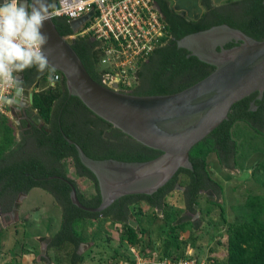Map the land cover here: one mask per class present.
I'll return each instance as SVG.
<instances>
[{
    "label": "trees",
    "instance_id": "16d2710c",
    "mask_svg": "<svg viewBox=\"0 0 264 264\" xmlns=\"http://www.w3.org/2000/svg\"><path fill=\"white\" fill-rule=\"evenodd\" d=\"M152 1L164 16L166 36L146 60H139L131 76L134 86H127L124 82L119 84L122 92L137 96L175 94L210 75L215 70L214 66L178 46V42L188 35L227 24L256 40H264V0H230L222 7L214 6L213 0H201L205 11L197 20L175 11L169 0ZM54 21L62 36L74 34L67 19ZM102 45L103 42L91 36H80L73 46L90 76L100 84H104L106 75L117 73L116 69L103 63ZM235 45L231 43L227 48ZM56 74H60L61 78L52 87L47 82V72L39 73L35 67L25 70L26 86L36 87L33 109L38 112L44 126L34 129L30 143L33 149L27 152L25 160L17 161L16 150H13L8 156L14 160L8 166L3 164L5 159L2 155L16 142L10 120L0 114V193L7 195L5 202L12 206L20 193L28 194L40 188L52 195L61 209L59 230L53 234L47 247L48 253L42 257L47 264H62L57 255L63 252H66L68 264L84 261L85 255L78 253L84 243V227L95 226L104 215L111 214L120 201L127 205L144 201L153 208L162 209L163 200L175 191V184L180 180H184L187 191L192 190L195 197L200 195L201 189L210 187H215L216 193L221 195L222 187L212 178L209 169L210 155L216 154L225 167L232 166L234 162L237 168L240 165L238 160L243 161V167L252 155L264 154V97L258 100V93H255L236 103L230 111L229 120L191 150L193 170L180 169L168 184L153 195L125 196L101 213L87 212L72 203L71 184L77 188L80 202L88 208H97L102 203L99 184L95 175L81 163L76 146L71 145L66 137L75 141L86 155L95 160L145 162L157 158L162 152L142 145L95 115L78 97L69 94L62 73L56 71ZM252 101L258 110L250 109ZM121 138L126 139L124 143L120 142ZM70 164L78 177L87 175L90 179L94 189L91 196H86L77 180L71 178ZM251 173V177L264 187V161L257 164ZM234 209L236 217L235 221L227 223L226 241L224 244L219 241L216 248L210 249L212 253L222 246L227 252L225 262L211 255L208 261H213L212 264H264V194H249L245 204ZM118 219L123 218L120 216ZM124 239L132 245H139L134 229ZM172 249L175 252L182 249L178 239ZM191 257L202 259V256ZM181 258H189L186 249L181 254L177 252L169 256L168 260L178 261Z\"/></svg>",
    "mask_w": 264,
    "mask_h": 264
},
{
    "label": "water",
    "instance_id": "95a60500",
    "mask_svg": "<svg viewBox=\"0 0 264 264\" xmlns=\"http://www.w3.org/2000/svg\"><path fill=\"white\" fill-rule=\"evenodd\" d=\"M51 2L58 5V0ZM95 15L96 10H91L71 21L72 31L79 32ZM43 31L49 36V61L64 76L69 94L78 97L90 111L125 135L162 152L145 162L95 160L66 137L76 146L81 163L99 184L102 203L97 208L84 206L77 188L71 184L72 203L87 212L101 213L125 196L153 195L180 169L193 170L191 150L229 120L232 107L252 94L258 93V100L264 96V40H256L227 24L188 35L178 42L180 48L215 67L210 75L181 92L151 96L120 91L119 76L107 75L104 84L96 82L73 48L75 38L62 36L52 18L45 22ZM231 43L236 45L227 48ZM20 77L23 91L17 95L15 90L16 103L12 107L22 104V99L33 104V93L25 87V72ZM251 107L252 111L256 110L255 103ZM39 121L36 115L31 122L38 124ZM23 195L26 194L20 197ZM15 209L14 214L17 206Z\"/></svg>",
    "mask_w": 264,
    "mask_h": 264
},
{
    "label": "rangeland",
    "instance_id": "374dc122",
    "mask_svg": "<svg viewBox=\"0 0 264 264\" xmlns=\"http://www.w3.org/2000/svg\"><path fill=\"white\" fill-rule=\"evenodd\" d=\"M182 1L187 2L188 7L199 6L201 9V0H194L193 3H188L189 0ZM223 1L225 0H218L219 5ZM196 9L191 10L197 11ZM188 17L193 19L196 15L191 12ZM109 65L114 68L111 64ZM134 84L135 82L131 79L130 85L133 87ZM241 125L244 126L243 123ZM10 152V149L5 151V153ZM2 156L4 159L9 157L4 152ZM208 161L212 178L222 187V197L219 201L221 205L219 207L208 206L205 197L202 196L200 198V210L202 209L200 213L202 220L205 221L203 226L211 224L213 226L210 231L212 232L211 236L215 232L221 235L218 240L224 244L226 241L224 237L228 228L227 223L235 221L236 212L234 208L244 205L249 194H264V187L250 175L257 164L264 161V154L252 155L248 161L244 162L243 167V161L238 160L240 165L238 164L237 168L234 167V162L231 164L232 166L225 167L216 154L210 155ZM72 167L70 164L71 177L77 180L79 188L86 196H91L93 186L89 181L77 177ZM141 206L142 211L147 210L145 205L142 204ZM183 208L181 191L175 190L167 198L163 212L160 213L176 219V216L178 217L183 212ZM19 210L12 221L0 222V264H47L42 261V257L48 253L47 247L51 238L59 230L62 220L60 207L57 206L52 195L43 189L36 188L20 197ZM143 217L142 219H144ZM166 223L163 218L155 216L142 221L144 228L149 232V237L144 242V248L150 255L147 259L143 258L145 262H149L147 264H158L160 260L161 256L158 254L161 249L159 246L165 240ZM118 225L117 223H109L108 220H101L99 223L96 222L95 226H85L82 231L84 243L80 250L81 255H85V257L83 258L84 261L78 264H111L115 261L113 258L117 250L131 259H135V253L130 251L128 244H125V232ZM182 238L187 239L188 233L183 234ZM211 238L210 235L204 236L198 241V244L203 245L201 251L205 257L210 254L208 252L215 246V243H209ZM186 250L188 249L186 248ZM50 254L52 255L53 252L51 251ZM210 255L218 258L221 262H225L227 252L222 246H219ZM59 258L62 264H68L66 252L57 255V259Z\"/></svg>",
    "mask_w": 264,
    "mask_h": 264
},
{
    "label": "built area",
    "instance_id": "2783aa9c",
    "mask_svg": "<svg viewBox=\"0 0 264 264\" xmlns=\"http://www.w3.org/2000/svg\"><path fill=\"white\" fill-rule=\"evenodd\" d=\"M91 10H96V15L88 25H84L71 37L91 36L94 40L103 42V63L114 66L117 72L114 76L120 77L118 85L124 82L127 86H131V76L139 60H146L166 36L161 12L152 0H67L61 10L53 11L52 19L63 18L70 23ZM56 76L60 80V74ZM15 90V87L10 86L0 89V93L13 96ZM0 114L10 118L9 106L0 104ZM191 256L189 254V258H181L178 261L168 260L158 264L213 263L208 259L198 260ZM147 263L149 262L137 257V261L128 264Z\"/></svg>",
    "mask_w": 264,
    "mask_h": 264
},
{
    "label": "flooded vegetation",
    "instance_id": "af4514ba",
    "mask_svg": "<svg viewBox=\"0 0 264 264\" xmlns=\"http://www.w3.org/2000/svg\"><path fill=\"white\" fill-rule=\"evenodd\" d=\"M113 77L115 76L113 75ZM25 78H26V75H25ZM25 87L29 89L33 93V96H34L36 87H27L26 81H25ZM22 102L23 103L18 106L16 105L14 107L9 106V109L16 117H19V121L26 120L28 122L27 125H29V127H32L33 129H36V128L41 129L44 126V124H42L41 121H39L38 124H34L33 122H31L32 119H34L36 115L38 116V112H36L33 109V104H31L30 101L28 100L23 101V99H22ZM252 103H255V102L254 101L251 102L250 104L251 110H252V107H251ZM255 109L258 110L257 107H255ZM125 140H126L125 138H121L120 142L124 143ZM27 152L28 151H26V153ZM3 164L8 166L9 161L5 159ZM73 172H75V174L77 173L76 170H74ZM80 178L85 179L90 182V179L87 177V175L81 176ZM186 186L187 184H185L184 180H180L179 182L175 184V187H174L175 190L181 191L182 204L184 207L183 212L178 217L176 216V219L172 217L170 218L168 215H165V216L162 215L160 212H163V208L162 209H159L157 207L153 208L150 204L144 201H139L137 203L128 204V205L127 203L120 201L116 209L111 211V214L104 215L101 218L102 220H108L109 223L119 224L118 226L120 228L122 227V231L125 232L124 237H126V234L131 235V229H134L136 231V236L140 240L139 245L135 246L129 243V241H127L126 239H124L125 244H128L130 251L135 253V257H136L135 259H131L130 257L126 256L124 253H121L120 251L117 250L113 258L115 260L113 263L125 264V263H131V262L137 261V257L145 258V259L149 257L150 254L146 252L144 248V245H145L144 242L147 239V237H149L148 235L149 232L146 228H144L142 221L144 219H150L152 216H155L157 218H163L167 222L166 230H165V240L159 246V248L161 249V252H159L158 255L161 257L159 258L160 260L158 263L167 261L169 259V256L171 255L173 256V254H176L177 252L182 253L183 249H186V248L188 249L186 250L188 255L191 254L192 256H195V257L202 256V258L204 259H208L209 255L216 251L215 250L212 253L209 251L208 253L210 254H208L207 257H205L203 256L204 254L201 251L203 248V245L198 244V241L200 239L204 238V236L208 237L210 235V237L212 238L209 243L211 242L212 244L215 243V246H213L212 248L214 247L216 248L219 242L218 239H220V235H218L216 232L214 233L213 236H211L212 232L210 231H211V228L213 227L211 226V224H207V226L205 225L203 226L205 221H203L201 218L200 211H202V209L200 210V198L202 196L205 197L206 202H207L206 205L208 206H218V204L221 205V202L219 201L222 197V194L218 195L216 191L214 190L215 187H212V188L210 187L208 189H201L199 193L200 195L198 197H195L191 193L192 190L187 191ZM93 193H94V189H93L92 194ZM21 194L22 193H20L17 196L15 201L12 203V206H10V203L8 204L5 202L8 199L7 195L0 193V222L4 223L6 220H9V222L13 220L14 215H15L14 213L16 211L15 209L16 206L18 208L17 210L20 209V204L17 205V202ZM172 194L173 193H171L170 195L168 194L166 197L168 198ZM167 198L163 200V207H164L165 202L167 201ZM142 204L147 207L146 208L147 210L142 211V206H141ZM19 211L17 212L19 213ZM121 212H123L124 214H121ZM120 216L121 218H123L122 220L118 219V217ZM142 217L144 219H142ZM172 219H175V220H172ZM183 227L185 229H183ZM174 230H177V231H174ZM185 233H188L187 239L182 238L183 234ZM176 239H178L182 244V249L178 250L177 252H175V250L172 249L173 244L176 242ZM81 247H82V244L79 247V251H78L79 254H81L80 253ZM198 249H201V250H198ZM143 254H146V256L143 257L144 256ZM82 262L83 261H80L78 263H82Z\"/></svg>",
    "mask_w": 264,
    "mask_h": 264
},
{
    "label": "clouds",
    "instance_id": "9594fccd",
    "mask_svg": "<svg viewBox=\"0 0 264 264\" xmlns=\"http://www.w3.org/2000/svg\"><path fill=\"white\" fill-rule=\"evenodd\" d=\"M66 2L59 0V6L51 0H3L0 3V89L12 86L17 95L21 94L20 73L33 67L39 73L47 72L48 84L55 87L59 77L49 61V36L43 29L53 11L61 10ZM15 103L16 97L0 93V104L12 106Z\"/></svg>",
    "mask_w": 264,
    "mask_h": 264
},
{
    "label": "crops",
    "instance_id": "0c3cea01",
    "mask_svg": "<svg viewBox=\"0 0 264 264\" xmlns=\"http://www.w3.org/2000/svg\"><path fill=\"white\" fill-rule=\"evenodd\" d=\"M169 1L171 3V7L175 11L180 12V13L182 12L187 18H189L188 17L189 13L191 15V12H193L194 15H196V17L193 18V19L197 20V19H199L202 16V14L205 11L204 8L201 5H200L201 9H199V6L188 7L187 6L188 5L187 2H185V1L183 2L182 0L181 1L180 0H169ZM228 1H230V0H225V1H223L222 4L219 5L218 0H213V4L216 7H222ZM193 2H194V0H189L188 3H193ZM193 8H197L196 9L197 11L191 10ZM9 111H10L11 116L8 119L10 120L12 128L14 130V136H15V142L16 143H15L14 146H11L7 150L10 149L11 152L13 150H16V154H17L16 159H17V161L21 162L22 160H25V157H26V154H27L26 151H30L31 148L33 149V146L30 143H31V141H33L32 140L33 138L31 136H33L34 129L32 127H29V125H27L28 122L26 120L19 121V117H16L11 112L10 109H9ZM39 118H40V116H39ZM40 121H41L42 124H44V122L41 119H40ZM5 154L9 155V153H5ZM0 157H1V155H0ZM6 160H8L9 163H11V161L14 160V159L8 157V158H6Z\"/></svg>",
    "mask_w": 264,
    "mask_h": 264
}]
</instances>
